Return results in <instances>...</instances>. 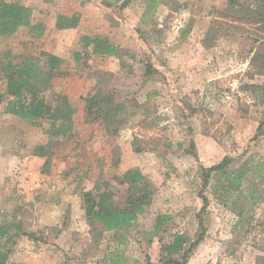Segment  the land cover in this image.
Instances as JSON below:
<instances>
[{
	"label": "rangeland",
	"instance_id": "374dc122",
	"mask_svg": "<svg viewBox=\"0 0 264 264\" xmlns=\"http://www.w3.org/2000/svg\"><path fill=\"white\" fill-rule=\"evenodd\" d=\"M18 1L32 6L47 30L40 38L28 35L26 28L0 36V50H11L13 61L25 53L37 59L42 49L69 59L70 73L54 82L75 101L77 134L70 141L80 142L79 152L84 151L80 157H55L49 172L42 171L44 159L33 153L48 141L42 129L11 117L0 104L1 218L21 225L9 229L17 243L8 264H101L104 256L119 258V264H158L160 238L150 232L160 214L170 217V231L189 234L193 242L204 224L206 233L187 264H264V184L249 224L238 223L234 209L214 196V172L204 190L209 199L205 210L200 195L205 187L200 164L211 167L227 154L264 157V136L252 140L264 120V92L251 87L264 84V68L258 66L264 29L243 20L245 0H179L186 5L178 10L160 3L148 13L143 0L125 6L106 0ZM75 12L80 13L77 28H55L58 13ZM98 33L119 43V55L90 54L75 63L72 54L80 36ZM145 51L146 60L139 62L137 54ZM149 58L157 79L145 82L143 66ZM100 90L140 102L156 92L150 108L157 125L138 124L134 118L111 134L101 119L87 123L89 99ZM192 143L197 156L190 152ZM115 145L120 146L118 167L110 155ZM129 168L141 169L150 179L154 201L121 243L111 232L96 239L92 227L102 231V226L87 222L82 189L100 182L115 190L117 205L129 206L127 184L121 181ZM24 232H35V238ZM5 242L0 236V247Z\"/></svg>",
	"mask_w": 264,
	"mask_h": 264
},
{
	"label": "trees",
	"instance_id": "16d2710c",
	"mask_svg": "<svg viewBox=\"0 0 264 264\" xmlns=\"http://www.w3.org/2000/svg\"><path fill=\"white\" fill-rule=\"evenodd\" d=\"M129 1L106 0V4L113 5L119 2L121 6H125ZM143 1L145 13L150 12L160 3L172 10H178L186 5L184 2L180 3L179 0H173L172 3L171 0ZM242 6L247 14L243 20L261 24L264 29V0H245ZM79 23V12L71 15L58 13L55 28L74 29L79 26ZM22 28L28 29V35L33 38L43 37L47 30L43 21L35 19L33 7L29 4L18 0H0V36H12ZM79 42V48L72 54L73 61L79 64H82L90 54L103 57L118 56L122 51L119 43L112 40L110 36L99 33L83 34ZM258 54L259 52H255L253 59ZM14 55L11 50H0V104L4 105L5 113L42 129L48 141L37 145L33 153L44 159L41 170L49 172L48 168L55 157L66 159L72 154L80 157L81 152L84 151L79 152L80 142L70 141L77 134L75 101L64 87L54 82L57 77L70 73L71 62L65 57L43 49L39 51L37 59L25 53L19 61H13ZM146 56L145 51L138 53L136 58L139 62H143ZM131 57H135V54L133 53ZM123 61L126 65L125 59ZM263 61L264 57L258 65L260 68H264ZM143 67L142 75L145 82L157 79L155 75L157 70L150 58ZM251 85L264 92V84ZM154 93L156 92H148L145 101L140 102L135 100L136 98L119 96V93L113 96L108 90H100L89 99L88 115L85 116V121L89 123L101 119L104 121L107 132L111 134H118L121 124L134 118H138V124L145 123L155 127L158 121L151 116L155 109L150 108V99ZM154 103L152 102L153 106ZM262 136H264V120L259 124L252 140ZM246 150L244 153L247 152ZM111 152L112 163L118 167L120 146H113ZM190 152L197 156L194 143L191 145ZM199 168L202 170L205 186L200 191L204 201L203 210L209 204L204 190L211 182L212 172H214L218 176L215 181L214 196L222 205L231 206L234 209L239 218L238 223L249 224L257 204L263 199L259 188L264 184V157L257 158L254 154L247 156L227 154L217 164L208 168L200 164ZM84 171L87 172V170ZM121 181L127 184V194H129L127 198L129 206L126 207L117 205L115 190L101 186L100 182L94 183L90 188L82 189L81 195L87 222L89 224L97 222L102 226V231L95 226L92 227L93 233L98 234L96 239L103 234V231L104 233L111 232V237L121 243V237L136 225L139 215L143 214L154 201L153 184L141 169H127L121 176ZM82 183L83 180L81 185ZM14 210L13 217L17 219L18 212ZM1 216L3 215L0 211V236L5 237L6 242L0 247V264H8L9 256L13 253L17 243L15 240L17 235L13 236L9 229L13 225L18 227L21 225L13 220L2 219ZM169 219L167 215H158L154 230L150 232L152 235H159L160 238L161 256L158 264H187L191 250L203 239L206 228L201 223L202 231L198 236L199 240L193 242L189 234L170 231L167 225ZM24 234L30 239L35 238V232H24ZM115 256H119V253ZM101 264H119V258L104 256ZM148 264L152 263L149 261Z\"/></svg>",
	"mask_w": 264,
	"mask_h": 264
},
{
	"label": "crops",
	"instance_id": "0c3cea01",
	"mask_svg": "<svg viewBox=\"0 0 264 264\" xmlns=\"http://www.w3.org/2000/svg\"><path fill=\"white\" fill-rule=\"evenodd\" d=\"M57 55H59V54H57ZM59 56H62V55H59ZM63 57V56H62ZM71 96V95H70ZM72 97V96H71ZM8 115H10V114H8ZM11 117H15V116H13V115H10ZM35 159L37 158V157H34ZM42 161V160H41Z\"/></svg>",
	"mask_w": 264,
	"mask_h": 264
}]
</instances>
